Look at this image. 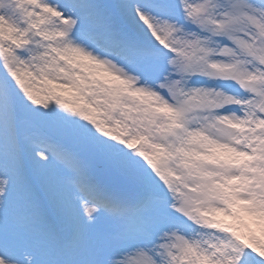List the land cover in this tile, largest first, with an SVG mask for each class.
<instances>
[{
	"label": "snow or ice",
	"instance_id": "obj_1",
	"mask_svg": "<svg viewBox=\"0 0 264 264\" xmlns=\"http://www.w3.org/2000/svg\"><path fill=\"white\" fill-rule=\"evenodd\" d=\"M0 264H264V0H0Z\"/></svg>",
	"mask_w": 264,
	"mask_h": 264
}]
</instances>
